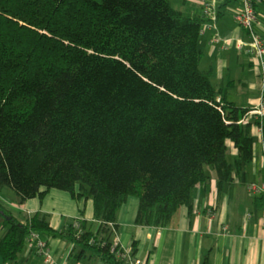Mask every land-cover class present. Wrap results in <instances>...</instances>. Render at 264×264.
<instances>
[{
  "label": "trees",
  "instance_id": "obj_1",
  "mask_svg": "<svg viewBox=\"0 0 264 264\" xmlns=\"http://www.w3.org/2000/svg\"><path fill=\"white\" fill-rule=\"evenodd\" d=\"M207 18L171 0H0V186L20 202L60 188L95 204L93 220L82 212L57 230L47 213L24 222L0 202V256L52 232L75 256L125 264L112 239L129 196L140 197L137 224L168 226L207 166L226 181L252 160L261 119L202 68Z\"/></svg>",
  "mask_w": 264,
  "mask_h": 264
},
{
  "label": "crops",
  "instance_id": "obj_2",
  "mask_svg": "<svg viewBox=\"0 0 264 264\" xmlns=\"http://www.w3.org/2000/svg\"><path fill=\"white\" fill-rule=\"evenodd\" d=\"M185 14H201V0H171ZM221 2L217 3V6ZM242 0L229 5L216 18V26L202 32L199 44L203 51L201 66L213 71V81L220 95L244 107H255L264 94V67L251 54L236 46L237 39L248 37L234 17ZM257 29L264 34V0L258 6ZM219 33L230 39L228 48L215 42ZM250 114L251 110L249 111ZM248 114V116L250 115ZM253 158L234 178L221 181L217 169L207 166V180L198 183L191 204H183L173 224L168 226L136 223L140 197L131 195L119 212V234L123 245L136 241L138 253L151 264H264V194L250 191L247 183L264 179V132L253 127ZM239 149L229 142L228 157L235 161ZM0 202L21 221L37 211L47 213L52 226L63 230L73 217L84 212L93 220V197H75L68 190L51 188L45 197L35 196L20 202L15 191L0 186ZM93 227L98 229V223ZM3 231H0V237ZM49 245V261L36 252L35 241L12 260L0 256V264H110L99 256L80 251L75 242L52 232L41 235Z\"/></svg>",
  "mask_w": 264,
  "mask_h": 264
},
{
  "label": "built area",
  "instance_id": "obj_3",
  "mask_svg": "<svg viewBox=\"0 0 264 264\" xmlns=\"http://www.w3.org/2000/svg\"><path fill=\"white\" fill-rule=\"evenodd\" d=\"M222 0H201L203 12L207 16L202 32H205L207 27L216 26V16L218 13L217 3ZM258 1L259 0H242V7L234 13V17L239 25L243 28L245 37L237 39L236 46L240 50H244L251 54L257 61L264 67V34L257 29L256 23L258 19ZM215 42L223 43L224 48H228L230 39L225 38L219 33L213 37ZM251 112L257 114L261 119V128L264 126V94L261 97L259 104ZM264 132V131H263ZM247 187L250 191L257 194H264V179L253 180L247 183ZM29 240L35 241L36 252L39 256L49 261L51 259L52 252L49 248L48 242L41 237L40 234L32 233ZM112 250L117 256L124 261L125 264H151L149 260L143 258L135 249L133 244L123 245L119 231H115V235L112 239Z\"/></svg>",
  "mask_w": 264,
  "mask_h": 264
},
{
  "label": "rangeland",
  "instance_id": "obj_4",
  "mask_svg": "<svg viewBox=\"0 0 264 264\" xmlns=\"http://www.w3.org/2000/svg\"><path fill=\"white\" fill-rule=\"evenodd\" d=\"M236 2H239V0H235L233 3H236ZM233 3H231L230 5L232 6V5H233Z\"/></svg>",
  "mask_w": 264,
  "mask_h": 264
}]
</instances>
